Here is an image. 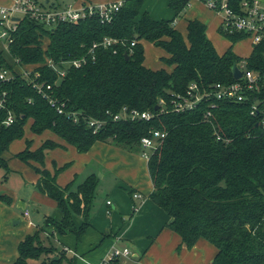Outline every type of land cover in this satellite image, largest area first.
Returning a JSON list of instances; mask_svg holds the SVG:
<instances>
[{"label": "trees", "instance_id": "1", "mask_svg": "<svg viewBox=\"0 0 264 264\" xmlns=\"http://www.w3.org/2000/svg\"><path fill=\"white\" fill-rule=\"evenodd\" d=\"M241 1L228 3L238 11ZM142 3L121 0L108 22L95 13L51 27L26 16L18 19L8 54L0 52V66L13 72L3 89L7 92L6 109L14 115V122L0 130V154L23 137L28 120L33 134L50 131L78 153L87 152L96 142L142 153L141 138L160 131L164 138L147 158L152 183L149 199L168 215L165 227L180 237L178 249H190L204 239L215 248L211 264H264V128L259 116L251 114L252 98L244 103L220 102L215 108L208 100L194 110H174L177 96L184 95L190 83L209 88L218 82H234L231 67L243 60L249 69L262 68L264 43L253 46L247 57H240L231 46L247 36L224 33L219 27L218 33L230 42L219 55L202 22L188 20L185 38L174 27L189 0H168L174 12L169 20L153 19L142 11ZM105 38L117 42L104 48L100 43ZM141 41L163 49L167 56L162 61L170 70L147 68ZM95 43L98 46L91 55ZM82 57L87 62L68 68L63 77L47 64L51 60L61 68L62 61ZM16 60L39 72V81L51 86L52 96L64 103L65 111L76 112V122L56 113L28 80L16 73ZM123 109L147 112L150 118L114 120ZM208 111L211 117L205 119ZM91 119L103 122L96 132L88 126ZM29 146L26 141L15 157L33 168L37 175L34 188L52 199L61 215L58 222L46 218L45 226H53L57 234L72 232L80 241L90 227L98 177L89 174L78 184L74 178L59 186L56 176L63 167L50 172L44 167V158L46 150L62 146L52 140L32 151ZM0 165L7 170L1 158ZM0 199L10 203L7 196ZM136 208L133 204L131 215ZM73 216L81 219L77 228ZM41 232L37 227L23 237L12 264H27L54 250L42 244ZM109 236L105 233L103 239ZM63 261L58 257L41 264ZM68 262L74 264V258ZM116 263L117 259L109 262Z\"/></svg>", "mask_w": 264, "mask_h": 264}, {"label": "crops", "instance_id": "2", "mask_svg": "<svg viewBox=\"0 0 264 264\" xmlns=\"http://www.w3.org/2000/svg\"><path fill=\"white\" fill-rule=\"evenodd\" d=\"M13 1L14 0H0V6L9 7L12 5ZM118 1L121 0H65V2L63 1L62 3H57L56 0H42L41 4H43L48 9H61L66 6H73L78 8L86 3L107 4ZM147 1L148 0H143L142 11L147 12L153 19H158V20L172 19L173 16V14L171 13L172 11H169L166 7H164L165 0H155V1L150 0V2L153 3L154 5L152 11H149V9H146L144 7ZM258 1L264 2V0H258ZM202 4L203 3L199 0H189L188 8L184 12L183 17L181 19H175L173 25L185 38L186 23L188 20L197 19L198 21L202 22L206 27L207 38L213 44L216 52L219 55H221L230 46V42L219 34V36L226 41L227 45L224 48L218 49L215 42L211 39L213 37L211 36L212 35L211 31L214 30L218 32V28L220 27V23H221V16L214 11L205 10L204 5ZM241 42H247L246 45L247 47L246 48L244 47L241 50V52H237L235 48ZM141 44L143 47H145L147 44L150 45L152 43L147 41H141ZM231 50L234 54L245 58L250 54L252 50V45L250 40L246 38L233 44L231 46ZM165 56H167V54H165ZM144 65L152 70L161 69L160 67L150 66L149 64H147L145 61V57H144ZM165 69L170 70V67H168V69L167 68ZM46 132H49L48 134L50 135H47V138L45 140H52L58 143L59 145H61L62 147L74 148L73 146L66 144L63 140L58 138L50 131H44L39 135L45 134ZM30 141H31L30 146L32 145L31 149L34 150L44 140H40L39 144H37L36 147L32 144L33 140ZM52 150H46L45 155H47V153ZM78 154H82V153H78ZM83 154L90 157L96 156L98 161H103L104 164L109 168H111L110 164H113L116 161L123 163L124 170H126V173L129 175L128 182L130 184L128 189L130 188V190L133 191V193L135 192L140 193L142 196L141 199H133L132 196L128 194L131 202L129 203L128 208L125 207L126 210L124 211L123 215L126 216V214H129L130 211L132 212L133 204H135L137 207L135 212L131 215V218L129 219L120 216V221L116 222L117 225H114L113 228L110 224H109L110 226L107 227L106 233L110 234L109 239L112 240L110 241L109 247L107 248V251L105 253V260L111 249L121 248V246L128 248L127 243L130 242L131 239L133 238V235L130 234V231L135 227V225H137L136 227H141L144 229L139 235L142 236L144 235L145 238L135 241L136 244L135 247L136 249H138V252L132 251V257L136 258L135 264H182L185 261V259L190 256L196 259L195 261L196 264H211V261L215 254V248L213 247L214 254L210 253L208 256L204 254L203 248L207 246L206 244L207 241L204 239H199L189 250L188 249L186 250L184 247H181L179 251L177 250V246H179L181 242L180 237L177 234H175L173 231L165 227V224L169 221L168 215L149 199V194L152 191V183L148 174L147 158L143 157L141 153L140 155H138L132 152H128L124 149H120L118 147L112 146L108 143H102V142L94 143L91 146V148ZM25 168L27 169L25 172H22L21 168H19L17 165L16 168L14 169H16L17 171L19 170L20 172L18 174L22 175L23 176L22 178L24 180L28 179L30 184L34 186V183L37 179V175L33 170L28 169L27 167ZM12 173H17V172L12 171ZM98 173L100 174V178H101L103 176L102 172H100L99 170ZM56 182H57V177H56ZM6 193L7 195L0 194V196H7L10 199L9 204L4 202L7 206V209L5 210V213L1 215L2 219H0V264H12V262L17 257L18 243L23 239L25 235L32 233L36 229V225H34V223L31 220L27 219V217L29 216V211L26 207L27 205L26 200L19 198L17 196L14 197L13 193H9V192ZM30 198L38 199L42 202H46L45 198L48 197L39 193L38 191L33 190L31 191ZM106 201H110V200L109 199L104 200L103 209L106 215H112L113 210H115L117 207L116 202H110V204L107 205ZM16 207L22 210V217L25 218L23 221L25 227L28 229L27 232L22 234H16L12 232L10 227L7 225L8 220H14V224H20L21 220L20 218H18L19 215L18 212H16L15 210ZM25 212H27V214H25ZM119 215H121L120 212ZM60 218L61 215H59V218H55V219L59 220ZM73 224L76 225L75 223ZM94 230H95V224L94 222H92L91 219L90 227L86 230L85 234L83 235L85 236L89 232H95L96 234L94 240L92 238L88 243L89 249L93 246V244L97 239L101 238L102 233L100 232V229L97 228L95 231ZM95 234L93 235V237L95 236ZM62 236L58 237L59 240ZM150 238H152L151 239L152 241L148 245ZM61 245L63 248L66 249L67 254L71 253V251L68 249L66 245L64 244ZM121 262L122 261L118 259V263L116 264H121Z\"/></svg>", "mask_w": 264, "mask_h": 264}, {"label": "built area", "instance_id": "3", "mask_svg": "<svg viewBox=\"0 0 264 264\" xmlns=\"http://www.w3.org/2000/svg\"><path fill=\"white\" fill-rule=\"evenodd\" d=\"M209 9L221 16L220 28L224 33H241L247 36L252 47L264 43V2L258 0H242L239 4V10L235 11L228 3V0H199ZM121 1L107 4L86 3L81 7L66 6L61 9H48L38 0H14L9 7L0 6V52L8 54V45L11 43V33L15 31L18 19L29 17L43 23L46 26H54L60 22H77L86 15L98 14L102 22H108L113 12L117 11ZM117 41L105 38L100 45L104 48L116 43ZM132 43L131 45H133ZM98 45L95 43L89 50L93 54V49ZM264 61V53H263ZM87 62V58L82 57L71 61H62L63 67L58 68L51 60L47 64L58 75L63 77L68 68H79ZM16 63V73L28 80L38 94L45 99L48 105L58 114H65L77 121L76 112H67L64 109V103L57 101L51 94V86L43 81H39L40 74L33 68H26ZM241 76L234 82L214 83L209 88H203L197 83H190L182 96H177L174 102L176 112H185L194 110L204 101L209 100L211 108H215L220 102L244 103L252 98L251 114L259 116L260 125L264 128V66L262 68L249 69L246 61L243 60L237 65ZM13 72L3 66H0V130L8 127L14 122V115L6 109L7 92L3 85L13 78ZM255 95V96H254ZM162 103V101H160ZM260 105L261 108H258ZM211 117L208 111L204 115L205 119ZM147 112L130 111L123 109L116 114L113 119H149ZM103 122L99 120H89L88 126L96 132ZM164 138V133L153 131L150 136L143 137L140 140L143 152L141 155L148 158L151 151L157 148L159 142ZM140 193H132L133 199H141ZM109 205L110 201H106ZM27 214V212H25ZM130 250L127 247L113 248L109 252L105 261L101 264H109L110 261L125 257H130Z\"/></svg>", "mask_w": 264, "mask_h": 264}, {"label": "rangeland", "instance_id": "4", "mask_svg": "<svg viewBox=\"0 0 264 264\" xmlns=\"http://www.w3.org/2000/svg\"><path fill=\"white\" fill-rule=\"evenodd\" d=\"M63 1L65 2V0H56L57 3H62ZM38 2L42 3V0H38ZM202 5H204L205 8H203L205 10L212 11L205 4ZM153 6V3L148 0L144 7L146 9H149V11H152ZM164 7H166L169 11H172L168 6V0H165ZM187 8L188 6L186 7V9ZM186 9L184 10V12L186 11ZM184 12L176 19H181ZM171 13L173 14V18L174 12L172 11ZM211 33V36H213L211 39L215 42L218 49L224 48L227 45L226 41L219 36L218 32L213 30L211 31ZM246 45L247 42H241L235 49L237 50V52H241L244 47H247ZM143 51L147 64H149L150 66L160 68L165 67L168 69V67L162 61V58L166 57V52L163 49L152 44H147L145 47H143ZM30 125L31 120H28L23 126V137L21 139L14 140L8 146V148L0 154V158L5 162L7 167L6 170L2 165H0V194L7 195L6 192H9L13 193L14 197L17 196L26 200V207L29 211V216L27 217V219L31 220L34 225H36V228H42L43 232H41L40 234L42 244L48 248L52 247L54 249L51 253L42 255L39 259L28 260L27 264H41L42 260L58 257L64 258L62 264H70L68 260L71 258H74V264H100L101 262L105 261V253L107 251V248L109 247L110 241L112 240L109 239V237L103 239V235L106 233L107 227L111 225L113 228L114 225H117L116 222L120 221V216H122L123 218L125 217L126 219L131 218V211L129 214H126V216L123 215L124 211L126 210L125 207L128 208L129 203L131 202L128 195L130 191V188L128 189L130 184L128 182L129 175L126 173V170H124L123 163L116 161L115 163L110 164L111 168H109L104 164L103 161H98L96 156L90 157L84 155L83 153L78 154L72 147H56L54 150L50 149L52 151L48 152L47 155H45L44 167L48 171L53 172L54 169L63 167L56 176L57 184L59 186H65L74 178H76V184H78L82 182L89 174H95L98 179H100L95 192L91 219L95 224V230L97 228L100 229V232L102 234L101 238L97 239L93 246L89 249L88 243L92 238L94 240V238L96 237L95 232H89L85 236H82L80 241H77L75 235L72 232L57 234L56 232H53V226H45L44 221L46 218L57 222L60 220L55 219L59 218L60 215L56 203L50 198H45L46 202H42L38 199H31V191H36V189L33 185L30 184L28 179L24 180L22 178L23 176L18 174L20 172L19 170L17 171L16 169H14L17 165L19 168H21L22 172H25L27 170L25 167L33 170L31 166L19 161L15 157V155L26 147V141H29V143L31 144L30 140H33L32 144L36 147L37 144H39L40 140L45 141L47 135H50L48 134L49 132H46L45 134L39 136L32 134V132L30 131ZM31 147L32 145L29 146V150L32 151L33 149H31ZM135 154L140 155V153ZM32 165L38 166L36 164ZM99 170L103 174L101 178L100 174L98 173ZM12 171H16L17 173H12ZM105 199H109L110 202H116L117 207L115 210H113L112 215H106L103 209V202ZM6 209V204L0 199V219H2L1 215L5 213ZM15 210L16 212H18V218H20L21 220L20 224H14V220H8L7 225L10 227L11 231L16 234L25 233L28 229L25 227L23 221L25 218L22 217V210L18 209L17 207L15 208ZM119 212L121 213V215H119ZM72 222L76 224H73V226H75L74 228H77L81 223V219L78 216H73ZM136 226L137 225H135V227L130 231V234L133 235V238L130 242L127 243V246L131 253L130 257L120 258V260L122 261L121 264H135L136 258L132 257V251L138 252V249H136L135 247V241L145 238L144 235H139L144 229ZM52 232L53 236H50ZM94 234L95 236L93 237ZM59 236H62L60 240L58 238ZM151 239L152 238L149 239L148 245L152 241ZM61 244L66 245L71 253L67 254L66 249L63 248ZM206 244L207 246L203 248L204 254H206L207 256L210 253L214 254L213 246L209 242H206ZM122 247L123 246H121V248ZM180 249L181 248L178 249L177 246V250L179 251ZM195 261L196 259L190 256L187 257L182 264H196Z\"/></svg>", "mask_w": 264, "mask_h": 264}, {"label": "water", "instance_id": "5", "mask_svg": "<svg viewBox=\"0 0 264 264\" xmlns=\"http://www.w3.org/2000/svg\"><path fill=\"white\" fill-rule=\"evenodd\" d=\"M231 73H232V77L234 80H237L240 76V70L238 69V67L236 65H232L231 67ZM158 107L156 106L155 109H157Z\"/></svg>", "mask_w": 264, "mask_h": 264}]
</instances>
